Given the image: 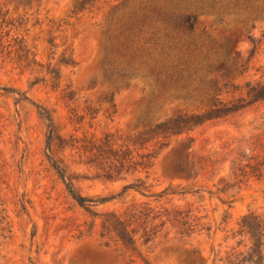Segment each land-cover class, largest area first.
I'll list each match as a JSON object with an SVG mask.
<instances>
[{
  "label": "rangeland",
  "instance_id": "obj_1",
  "mask_svg": "<svg viewBox=\"0 0 264 264\" xmlns=\"http://www.w3.org/2000/svg\"><path fill=\"white\" fill-rule=\"evenodd\" d=\"M73 1L0 0V264H264V99L219 118L160 125L208 106L206 87L195 90L202 86L189 77L204 50L222 100L264 81V0H174L196 17L201 48L181 40L161 51L152 24L135 39L129 66L115 52L121 23L113 14L136 0L81 10ZM105 143L142 163L104 177L94 164ZM47 155L75 193L105 200L79 206ZM179 155L183 173L172 170ZM250 156L255 176L233 178V159ZM130 207L150 210L148 220L188 211L190 226L165 221L146 242L135 227L125 250L99 236L100 223Z\"/></svg>",
  "mask_w": 264,
  "mask_h": 264
},
{
  "label": "trees",
  "instance_id": "obj_2",
  "mask_svg": "<svg viewBox=\"0 0 264 264\" xmlns=\"http://www.w3.org/2000/svg\"><path fill=\"white\" fill-rule=\"evenodd\" d=\"M94 1L95 0H74L72 7L75 10H81L85 6H91ZM172 1L174 0H136L134 3H130L131 5L129 3L127 4L125 1V3L122 2L118 5V16L115 18V14H113L115 23H121L119 27L120 30L118 31L117 36H115L119 39H117L115 52L119 53L122 58L126 59V65L129 66V64L133 63L136 58L135 51L132 49L135 39L140 38L143 29H148L152 24H154V30L151 33L150 39H154L157 47L161 51L164 49L169 51L178 49V46L181 45V40H185L186 43L190 40L188 43L189 46L194 47L196 45L195 38H199L195 33L197 28L196 17L190 11L183 12V10L176 8L175 5L172 4ZM113 17L111 19H113ZM200 48V46H196L193 50L197 52ZM207 52V50H204L203 53L199 52V59L196 63L198 67L194 68L195 71L189 74V77L194 76V79L197 80V84L202 86V88L199 86L195 87V90H201L203 87H206V89H204L205 92H203V98L208 106L201 111L198 110L199 108H196L188 115L183 114L182 116L168 119L160 125H165L168 122H171L174 125H184L188 123L195 124L204 120L226 116L253 101L264 99V81H256L251 85H246L245 96L238 97L233 101H224L218 97L217 95L219 94L220 89L217 88L215 84L216 81L209 75L214 66L210 62V59H208L207 54H205ZM70 62L69 59H66L65 64ZM197 72H201V74L197 76ZM203 72L204 75H202ZM118 75L123 80H128L133 76L132 73H120ZM39 114L41 116L43 115L41 112H39ZM44 119L49 121L47 116H45ZM47 127H49V129L46 135L45 148L50 150V142L54 128L51 123H48ZM108 146L109 145L105 143L102 144V147H96V151L101 152L98 156H100L102 162L98 161L94 164V167L102 171L104 177L111 179L112 177L117 176L124 168V173L127 172L131 164L140 165L142 163V161H135L133 156H119ZM147 155L148 154L141 155V157ZM48 161L50 166L62 179L71 198L79 206H84L86 203L93 202L101 203L105 200L104 198L99 197L91 199L75 193L71 183L66 181L64 167L51 160L49 157ZM102 164L103 166L101 167ZM231 164L230 173L233 178H235V176H255L254 171L258 170L256 167L257 162H255V159L252 156L248 157L242 164H240L238 159L234 158ZM172 170L175 173L184 172L182 156L179 155L174 160L172 163ZM129 185L130 184H126L122 187H129ZM150 213L151 211L147 210V208L130 207L126 208L121 214H108L101 220L99 236L104 237L111 234L115 237V240L119 242L122 248L125 250H133V245L135 243V238L133 236L137 233L135 227L141 229L140 237H143V241L146 242L150 237L149 232L152 228L162 225L165 221H175L176 224L181 227H186L187 225L190 226L188 221H191V219L188 217V211L184 212L183 210H180L173 214L171 218H169L168 211L165 213H153L148 220V214ZM176 216L179 220L175 219ZM160 217H164V219L159 220V224L151 226L152 221ZM241 223L243 226L246 224L244 219ZM177 233L182 235L183 231L179 230Z\"/></svg>",
  "mask_w": 264,
  "mask_h": 264
}]
</instances>
